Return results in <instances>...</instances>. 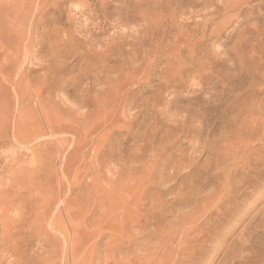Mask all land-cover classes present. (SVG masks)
I'll list each match as a JSON object with an SVG mask.
<instances>
[{
    "label": "rangeland",
    "instance_id": "rangeland-1",
    "mask_svg": "<svg viewBox=\"0 0 264 264\" xmlns=\"http://www.w3.org/2000/svg\"><path fill=\"white\" fill-rule=\"evenodd\" d=\"M170 1H173L169 0V3L175 8L168 6L169 3L166 4L168 0H0V16L16 20L12 31H16L18 23L23 22L22 29L18 32L22 37L17 53L22 61L26 58L28 62L22 64L15 73L24 76L26 70L32 71L28 76L33 84L42 77L44 70L41 69V64L50 52L49 45L52 41L44 35L53 32L55 28L58 42L53 44L58 43L61 47V43L67 40L85 38L88 33L97 32L96 24L102 27L101 31L105 30L104 35L98 38L99 45L107 44L111 40L118 42L120 39L125 44L127 41L135 44L138 42L135 39L149 25L150 32L154 30L153 33L156 34L152 45L149 44L153 50L145 48L137 52L138 61L134 64H140L137 69L140 73H134L130 64L125 67L127 55H112L105 64L111 79V92L119 81L122 82V96L113 111L114 115L121 112L122 116L119 118V128L114 129L112 135L98 130L88 141L66 146L60 155L53 152L55 144L49 139L40 138L20 144L13 140L11 132L3 140L0 139V264H14L17 252L14 254L13 248L16 245L17 248L21 247L23 243H26V248L23 249H26L23 254L26 257L92 255L94 264H103L111 255H124L123 261L126 262L121 261L122 264H131L126 260L131 255L151 253L154 254L155 264H244L246 261L243 257L232 260L233 255H264V125L262 128L259 126L258 132L252 126L253 122L258 125L259 117L255 111L258 110L259 114L261 111L259 116L264 112V0H174V4ZM160 2L169 8L161 7ZM153 7L155 10H160L161 7V14L154 9L151 11ZM167 8L172 10L169 12ZM154 12L162 15L161 21L158 18L159 22L156 21L158 14L155 15ZM143 13L149 16L145 17ZM153 16L156 25H161H158L159 30L153 20L150 21ZM160 38L164 39V43L161 44ZM74 43L70 46V51L58 59V64L65 65L67 69L59 77L60 86L54 93L57 100L69 106L83 100L84 94L71 91L69 81L78 74L82 64L79 57L89 48L86 44L76 41ZM96 48L97 46L93 47ZM130 71L136 75H132ZM130 74L131 78L128 77ZM117 76H120L119 80H116ZM100 89L95 87L96 91ZM6 92L12 94V87L7 86ZM13 101L16 110V99ZM82 110L86 109L82 108L78 112H83ZM262 118L264 120V115ZM260 121V125L263 124L264 121ZM243 136H250L251 141L240 149L234 148L233 146L242 143ZM103 140L106 141L109 153L106 164L111 169L105 176L111 178L132 157H136L145 166L147 173L155 172V179L149 181L144 178L140 181L138 190H135L138 197L142 188L151 186L147 194L137 199L143 207V213L136 216L137 220L140 224H145L146 217L148 229L147 226L141 228L142 230L137 226L126 227V232L133 233L130 238H126V235L120 237L119 234V237H115V225L121 222L119 218L117 223L114 220L104 229L98 221L85 223L75 218L65 220L69 211L84 203V186L96 181H103L105 187L111 186L105 177L96 179L94 174L89 173L81 182L84 173L92 172V158L97 145ZM138 150H142V153H138ZM46 154H52V159L55 157L48 167L45 164ZM64 155L72 156V163L68 167L58 164ZM234 158L236 163L233 162ZM223 161L229 164L228 167L216 170V166ZM130 166H138V163ZM123 170L121 168L126 173ZM220 173L222 180L218 181L214 176ZM137 174L135 176L138 180L142 174ZM193 175L200 178L199 182L203 183L201 187L207 194L219 188V183L225 184L224 175L232 176L233 183L249 180V184H244L240 189L241 197L235 200L237 204H233V212L228 214L227 219L221 216L215 229L204 235L205 238H200V241L197 239L201 232V220H195L173 238L166 231L167 238L163 248L157 245L146 251L149 236L152 238L150 246L156 242L152 235L157 233L153 230L169 227L183 211H178L177 205L172 210L170 205L179 183L190 182ZM79 182L82 184L80 187ZM170 186L172 190L168 191ZM128 190L130 187L124 197L127 200L130 192ZM234 193L232 191L230 196ZM68 198L74 199V202L62 212L56 225L49 223L51 218L48 215L55 207L54 203L60 204ZM226 206L228 207L225 204L222 210L220 208L216 211L215 202L211 204L209 200L204 209L208 211L209 208V211L214 210L216 214H221L226 211ZM46 208L49 213L46 214L45 223L39 231L33 223L34 218L37 214L38 219ZM23 214V221L26 224L31 223L25 228L17 227L19 231L17 228L11 230V227H16L11 222L17 220L18 216L22 218ZM212 215L209 218H216L215 214ZM71 226L80 234H90L75 242V246L78 245L76 248L69 240L64 241L58 232L60 228L69 232ZM29 228L33 230L27 231ZM14 231L18 232L15 234ZM35 231L43 234L47 232L45 235L49 236L54 234L57 239L52 240L51 236L36 238L32 234H36ZM4 247L7 250L12 249L11 253L4 250ZM73 249L75 253H72Z\"/></svg>",
    "mask_w": 264,
    "mask_h": 264
},
{
    "label": "bare ground",
    "instance_id": "bare-ground-1",
    "mask_svg": "<svg viewBox=\"0 0 264 264\" xmlns=\"http://www.w3.org/2000/svg\"><path fill=\"white\" fill-rule=\"evenodd\" d=\"M172 1L173 2L170 1L171 4L172 3L174 4L176 2V0H175V2H174V0H172ZM60 2H62V1H60ZM161 2H163V1H161ZM161 2H160V4H161ZM179 2H177V3H179ZM168 3H169V0H168V2H166V4H168ZM162 4L160 5L161 7L164 6ZM84 5H85V7H87L86 6L87 4H84ZM169 5H170V3L168 4V6ZM103 6H101V7H103ZM166 6H164V7H166ZM154 7H156V5H154ZM154 7L151 9V11H153V9L155 10ZM161 7H160V10H155V11L156 12L159 11L161 14V11H162ZM164 7H163V10H164ZM171 7H174V6H171ZM100 9L102 10V8H100ZM156 9H157V7H156ZM170 9H168V11ZM146 10L148 11V9H146ZM46 12H47V10L45 11V13ZM156 12H154L155 15L158 14V13L156 14ZM164 12H166V10ZM169 12H168V14H169ZM144 13H143V16L145 15V17H147L146 15H148V14H144ZM170 14H172V13H170ZM164 15H165V13H164ZM166 15H167V12H166ZM92 16L95 17L94 14ZM158 16L157 17L153 16V18L152 17L151 18L148 17V18H150V21L152 19L153 23H155L156 21H158V19H159V21H161L160 16H162V15L158 14ZM173 16L175 17V15H173ZM173 16L171 17L172 19H174ZM44 17H45V15L42 16V18H44ZM154 17L156 19L157 18L158 19L156 20ZM164 18L166 19V17H164ZM145 20L149 21L147 19H145ZM154 20H156V21L154 22ZM163 20L164 19H162V22H163ZM15 21L10 17L5 18V17L0 16V139L3 140V138H5V136L10 132L13 134V140L17 143H20V144H27L29 142L36 141L37 139H40V138L49 139L50 141H52L55 144V147H54L55 151L53 150V152H56L57 154H59V153L64 152V148L66 146L70 147V146L75 145L76 142H83V141L87 140L92 134H94L98 130L102 131L103 134L112 135L113 131H115L117 128H119V125H120L119 118L122 116V113L120 111H119L120 113H118V114H115V115L113 114V111L117 105V102L122 96V92H121L122 82L119 81L115 85L113 92H111V79L109 77V72L105 69V64L107 63V61H110V57L112 55H117V54H119L120 56L127 55V58H126L125 63H124L125 67H127V65L130 64V65H132L130 69H133L135 71L134 72L132 70L134 73L139 72V70H137V69L139 68L140 64H139V66H138V64L137 65L134 64L138 61V53L137 52L140 49H144V50H145V48L150 49L152 46L149 47V44L152 45L151 43L154 42L152 40H154L155 39L154 36H156V34L153 33L154 32L153 29H151L153 31L150 32V29H149L150 25H149V28H147L145 31H143L144 33L141 32V35L143 34L142 36L138 35L140 37L136 38L137 36L135 35L136 36L135 40L138 41L135 44H130L128 41H127V44H125V42L124 41L122 42L121 39L118 41L119 42L118 43V42H116L117 40H111L110 39L111 41L110 42L107 41L108 42L107 44L99 45L98 44V42H99L98 38L100 36L104 35L105 30L101 31L102 27L100 28L99 24H96L95 29H96V27L98 28L97 32H90L87 34V36L85 38H74L71 40H67V41L61 43L62 47L60 45H58V43H57V45H54V44H56V42H58L56 40V37H58V35L55 32L56 28L55 29L53 28L54 29L53 32H50L47 35H44L45 37H48L49 41H52L51 45H49L50 46L49 47L50 52H49L48 56H46V59L44 60V62L42 61L43 63L41 64V69H43L44 72L42 74V77L40 79H36V83L33 84V80L30 79L28 76L32 71L26 70L24 73V76H23V74L20 75V74L15 73L16 70L18 72V70L21 68L22 64H27V62H28V60L26 61V58H25V61L24 60L22 61V59H20L21 56L19 57V54L17 53V52H19L18 51L19 47H20L19 44H20V39L22 37L21 34L18 35V32H19V30L22 29L23 22H19L18 23L19 27L17 28V30L12 31L13 27L16 23ZM170 21L171 20H169V22ZM156 24L157 23H155V25ZM158 25H156V26H158ZM159 26H161V25H159ZM185 26H187V25H184V27ZM157 29L159 30L160 27ZM215 31H217V30H215ZM163 36H165V35L163 34ZM53 41H55V42H53ZM71 41H72V43H74V41L80 42V43L86 44L89 47L88 51L82 52L84 55L79 57L82 64L79 68L78 74L76 76H74L69 81L70 86H71V91H73V92H79L80 91L84 94L82 102L74 104V106H69L66 103L62 102L61 100H57V97L54 96V93L58 91L59 86H60L59 77L67 69V67L65 65H59L58 64V59L62 58L63 54L70 51V46L72 45ZM163 41H164V39L160 40L161 44L164 43ZM173 43H175V42L173 41ZM96 46H97V48L93 49V47H96ZM125 46H126V48H125ZM152 48H151V50H153ZM149 49L148 50L146 49V50L150 51ZM187 58H188V56H187ZM205 59H207V58H205ZM193 63L196 64V62H193ZM206 64H207V62H206ZM207 69L209 70V68H207ZM134 73L131 72L132 75H136ZM132 75L128 76V77L131 78ZM124 77H125V79L127 78L126 76H124ZM119 79H120V76H117L116 80H119ZM135 81H136V79H135ZM66 82H68V81H66ZM173 82H174V80H173ZM160 84H162V83H160ZM7 86L12 87V89H13L12 94H8L6 92ZM95 87H100L101 89L96 91ZM112 87H113V85H112ZM15 99H16L15 105H17L16 110H15V107L13 106L14 105L13 100H15ZM24 101H27L26 105H23ZM259 107H261V106H259ZM82 108H85L86 110H82L83 112H78V110H80ZM262 109H264V107ZM249 110L251 111L250 108H249ZM256 111L258 114L256 113ZM256 111H255V114L259 117L260 120L264 121L262 118V116L264 115V112H263L262 116H259L262 114L260 111V108H259L260 114H259L258 110H256ZM252 114H253V111H252ZM174 117H176V116H174ZM258 120H257L258 125H255L256 122L252 123L253 129L255 130V132L259 131V128H260L259 126H261V128H262V125H264V122H263V124L260 125L259 122H261V121L260 120L258 121ZM255 126L256 127L258 126V127L256 128ZM103 134H102V136H103ZM59 136L61 137L60 139L57 138ZM67 137H69V138H67ZM262 137L264 139V136H262ZM104 138H105V135H104ZM253 138H254V136H253ZM97 139H98V137H97ZM250 141H251L250 136H243L242 143L240 145L233 146V147L234 148L239 147V149H240L241 146L248 144ZM19 147H21V146H19ZM106 147H107V144H106L105 140H103L102 143H99V145H97V147H96L97 150L95 152L94 157L92 158L93 167L90 168L92 172L84 173L82 175L81 182L84 179V177L89 173V174H94V176H96V179H98L97 177H99V179L102 177H105L111 183V186L109 188H108V186L107 187L103 186V181L102 182L96 181L93 183L91 182V184L84 186V190L86 191L84 203L80 204L74 210L69 211L65 220L70 221L71 219L75 218V219H78L79 221L81 220L85 223H93L95 221H98L101 225V228L104 229V228L109 227L114 220L116 222V220L119 218V219H121V222H119V225L118 224L115 225V232H114V234L116 233L115 237H117V235L119 234L120 237L126 235V238H130L133 233L131 234L130 232H126L124 230L126 227L137 226L140 228V230H142L143 228H145L147 226V218L146 217L144 219L145 224H140L139 223L140 221L137 220L138 217H136V216L140 215L141 212L143 211V207L141 204H139L137 199H138V197L142 198V196L147 194L148 191L151 190V186L145 187L144 189L142 188V190L140 191L141 195H139L138 197L135 195V193H136L135 190H138L137 187H140L138 185H140L139 184L140 181L144 180V178H146L149 181L151 179H155V172L152 171L150 173H147L145 166L140 161H137L136 157H132L128 162H125V164L121 167L122 169H124L123 171H126V173H123L121 171V168H120L118 171H116L114 173V175L111 178L105 176V174H108L109 171L111 170L110 166L108 164H106L107 160L109 158L108 149ZM144 147H145V145H144ZM138 153L141 154L142 150H138ZM48 155L46 156V159H45V164L47 165V167L49 164H50L49 166H51V163L53 162V159L55 158L54 157L52 159V157H51L52 154L49 156ZM60 158H61V156H60ZM71 158H72L71 155H69V156L64 155L61 160L58 158L60 160L58 162L59 166L63 164L64 166L68 167L72 163ZM235 161H236V158H234L233 162H235ZM135 162L138 163V166H130V164L135 163ZM161 162H163V161H161ZM54 164L56 165L57 163H54ZM161 165H163V164H161ZM228 165L229 164H227L226 161H223L219 164V166H216V170H220V168L223 170L225 167H228ZM140 172H141L142 176H140L141 178L140 179L138 178V180H137L135 175L137 173L139 174ZM67 175H69V174H67ZM227 175L223 176V180H224L225 184L221 185L219 183V185L217 186L219 188L214 189L211 193H208V194L204 193V190L201 187V185L203 183L199 182L200 178L195 177L194 175H193V179L190 182L179 183L178 191L175 193V196L172 199L170 209L172 208V210H173L175 205H177L179 207L178 211L179 210H183V211L180 212L175 217V221L172 224H170L169 227H162L161 226L162 228L153 230L154 233H157L155 236L152 235V237L156 238L155 239L156 242L154 245L150 246V243L152 242V238L149 236L148 242L146 243V246H147L146 251H150L152 248L157 247V245L163 248L164 242L166 240L165 238H167L165 236L166 231L169 233L170 237L173 238V236L175 237V235L183 232L184 227L186 225H188L189 223H191L195 220H197V221L201 220L200 221L201 226H199V229L201 230V232L199 233V235L197 234L198 236L196 235L197 239H199V241H200V238L204 237V235L209 234L210 231L212 232L215 229V226L218 224L221 216H225V218L228 217V214H231V212H233V204H237L235 202V200H237L239 197H241V194L239 193L241 191L240 189L244 186V184H249V180H246V181L242 180V183L238 182L239 184L233 183V180H234L233 177L232 176L229 177ZM261 175H263V174H261ZM134 176H135V178H134ZM214 177L218 181L222 180L221 173L215 175ZM106 179H105V181H106ZM99 181H101V180H99ZM81 182H79V187L82 185ZM128 187H130V190H128V191H130L129 195L127 194L129 196V200H127V198L126 199L124 198L126 193H127ZM170 190H172L171 186H170V188H168V191H170ZM223 191H224V193H223ZM232 191H235V193L233 196H230L232 194ZM209 200H211V204H212V202L213 203L215 202V207H216L215 210L216 211L219 210L220 208L222 210L223 209L222 206H224L225 204L228 205V207L226 206L225 207L226 211H224V210H223L224 212L221 211L222 212L221 214H219L218 212L216 214L214 210L209 211V208L207 211L204 209V205ZM72 202H74V199L71 200L68 198V199L61 201L60 204H58V202L54 203L56 208L55 207L52 208L51 214L48 212L49 213L48 216L51 218V222L49 221V223L56 225L57 219L60 217L62 212L66 209V207H68L69 205L72 204ZM156 205H158V204H156ZM47 208H49V207H47ZM47 208L45 210H43V213L41 214L40 217H38V219H36V217H37V214H36V217L34 218V222L32 221L34 223L35 227L39 231L41 230L40 228L45 223L46 216H47L46 214H48ZM35 213H37V212H35ZM169 213H170V211H169ZM212 214H215L216 218H214V219L209 218V217L213 216ZM24 215L25 214H23L22 218L20 216H18L17 220L15 219L11 222L12 225L16 224L15 225L16 227H11V230L15 229L17 227H19V229L25 228L28 226L27 224L31 223L30 222V223L26 224L25 221H23ZM21 216H22V214H21ZM27 219H25L26 222H27ZM57 224H60V223H57ZM68 224H69V222H68ZM73 227L76 228L74 225H73ZM68 228H70V225L68 226ZM146 228L148 229V226ZM19 229H18V231H19ZM30 229H32V228H29L27 231H29ZM130 230H131V228H130ZM137 230H139V229H137ZM194 230H192V231L194 232ZM24 231H26V230H24ZM14 232H15V234L17 233L16 231H14ZM58 232L63 237L64 241L69 240V242L73 243V244L75 242H78V240H81L82 238H86V237L90 236L89 232H83L81 234L76 232L75 230L72 229V226H71V229L69 230V232H67L66 230H63L61 228L58 229ZM109 232H111V231H109ZM19 233H21V232H19ZM46 233L47 232H45L44 234L36 232V234L35 233H32V234H34L36 236V238H41L42 236H45V237L51 236L52 240L57 239L54 234L49 236V235H45ZM11 235H13V234H11ZM119 235H118V237H119ZM138 236H139V233H138ZM160 236H163V237H160ZM197 239H195V240H197ZM191 241H193V240H191ZM27 243H28V241H27ZM202 243H203V241H202ZM74 246H75V244H74ZM6 247H8V246H6ZM24 247L26 248V243L25 244L23 243L21 245V247H18V248H17V245L15 248L12 247L14 250L13 251L14 254H15V251L17 252L16 260H15L16 262L14 264H28V263H31V264H45V263L46 264H94V261H95L94 256H92V255L91 256L88 255V257H87L86 255H80V254L79 255H71L70 254V255H66L65 257L64 256L63 257L62 256L61 257L60 256H54V255H50L46 258H43V256L42 257L41 256L26 257L25 255H23L26 251V249L23 250ZM72 247H73V245H72ZM76 247H78V245L75 246V248ZM10 248H11V246H10ZM196 248H198V247H196ZM5 249L7 252L12 250V249L9 250V248L7 250V248L4 247V250ZM18 250L20 251L19 253H22V255H19ZM78 250H80V249H78ZM81 250H83V249H81ZM73 251H74V249H73ZM73 251H72V253H75V251L74 252ZM9 253H11V251ZM153 255L154 254H152V253L150 255L148 254V255H142V256L131 255L128 259L126 258V260H128V262L131 264H155ZM123 257L125 258L124 255H123ZM123 257H120L118 255H111L103 262V264H122L121 261H123V259H124ZM241 257H243L244 261H246L244 264H264V255H245L244 256V255H236L235 254V255H233L232 260L235 258H241Z\"/></svg>",
    "mask_w": 264,
    "mask_h": 264
}]
</instances>
